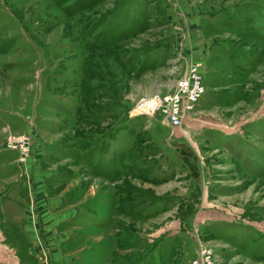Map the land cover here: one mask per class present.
I'll list each match as a JSON object with an SVG mask.
<instances>
[{"label": "rangeland", "instance_id": "374dc122", "mask_svg": "<svg viewBox=\"0 0 264 264\" xmlns=\"http://www.w3.org/2000/svg\"><path fill=\"white\" fill-rule=\"evenodd\" d=\"M0 264H264V0H0Z\"/></svg>", "mask_w": 264, "mask_h": 264}, {"label": "built area", "instance_id": "2783aa9c", "mask_svg": "<svg viewBox=\"0 0 264 264\" xmlns=\"http://www.w3.org/2000/svg\"><path fill=\"white\" fill-rule=\"evenodd\" d=\"M186 90H188V87H186ZM201 92H202V91H201ZM192 107H193V104H192V105H190V108H191V109H192ZM143 112H144L143 110H142V111L140 110V112H139V113H140L141 115H143V114H145V113H143Z\"/></svg>", "mask_w": 264, "mask_h": 264}, {"label": "bare ground", "instance_id": "6f19581e", "mask_svg": "<svg viewBox=\"0 0 264 264\" xmlns=\"http://www.w3.org/2000/svg\"><path fill=\"white\" fill-rule=\"evenodd\" d=\"M142 109H145V110H147V106L146 105H142Z\"/></svg>", "mask_w": 264, "mask_h": 264}, {"label": "trees", "instance_id": "16d2710c", "mask_svg": "<svg viewBox=\"0 0 264 264\" xmlns=\"http://www.w3.org/2000/svg\"><path fill=\"white\" fill-rule=\"evenodd\" d=\"M110 139V137H108Z\"/></svg>", "mask_w": 264, "mask_h": 264}]
</instances>
